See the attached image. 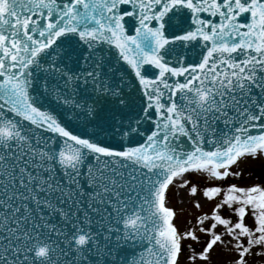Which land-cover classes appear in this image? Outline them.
I'll return each mask as SVG.
<instances>
[{
    "label": "snow or ice",
    "instance_id": "snow-or-ice-1",
    "mask_svg": "<svg viewBox=\"0 0 264 264\" xmlns=\"http://www.w3.org/2000/svg\"><path fill=\"white\" fill-rule=\"evenodd\" d=\"M248 159L264 0H0V264H264Z\"/></svg>",
    "mask_w": 264,
    "mask_h": 264
},
{
    "label": "rangeland",
    "instance_id": "rangeland-1",
    "mask_svg": "<svg viewBox=\"0 0 264 264\" xmlns=\"http://www.w3.org/2000/svg\"><path fill=\"white\" fill-rule=\"evenodd\" d=\"M241 168L244 170V174L239 178L229 177L227 180L222 183H237L239 185H249L252 183H262L264 182V161L261 160H250L241 162ZM194 183H199L201 186H204L206 183L204 177H196L194 176ZM169 203L172 207H174L177 211L176 223L181 231L185 230L186 227H189L191 222L195 223V217L200 214L201 211H209L213 206V202H209L204 200L202 195L197 194L196 196H190L187 192V189H180L179 194H177V190L173 188L168 194ZM200 199L203 204L202 209H197L193 203L194 200ZM202 235V234H201ZM207 238L202 235V240L200 244H196L193 241H184L185 245L192 244L193 247L199 251L202 247L203 241ZM219 253V248L216 249V252L213 254V260H217L220 257L217 255ZM187 247L184 248L183 253L181 254L180 264H185L186 257L188 255ZM197 264H201V262H197Z\"/></svg>",
    "mask_w": 264,
    "mask_h": 264
},
{
    "label": "water",
    "instance_id": "water-1",
    "mask_svg": "<svg viewBox=\"0 0 264 264\" xmlns=\"http://www.w3.org/2000/svg\"><path fill=\"white\" fill-rule=\"evenodd\" d=\"M249 160H251V159H248V160H245V161H249ZM245 161H243V162H245ZM171 190H172V189H171ZM171 190H170V191H171ZM170 191H169V193H170ZM169 193H168V194H169Z\"/></svg>",
    "mask_w": 264,
    "mask_h": 264
},
{
    "label": "bare ground",
    "instance_id": "bare-ground-1",
    "mask_svg": "<svg viewBox=\"0 0 264 264\" xmlns=\"http://www.w3.org/2000/svg\"><path fill=\"white\" fill-rule=\"evenodd\" d=\"M250 161V160H249ZM241 165V164H240ZM241 167V166H240Z\"/></svg>",
    "mask_w": 264,
    "mask_h": 264
}]
</instances>
